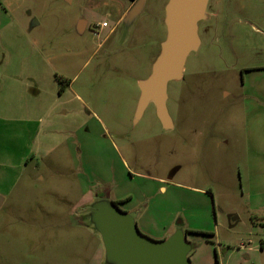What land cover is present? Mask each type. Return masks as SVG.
<instances>
[{"label": "rangeland", "instance_id": "374dc122", "mask_svg": "<svg viewBox=\"0 0 264 264\" xmlns=\"http://www.w3.org/2000/svg\"><path fill=\"white\" fill-rule=\"evenodd\" d=\"M141 1L130 19L131 0H0V67L23 82L8 127L33 138L7 168L0 264H106L90 213L103 200L155 241L183 231L192 264H264V34L200 21L168 84L176 130L153 103L136 123L170 0Z\"/></svg>", "mask_w": 264, "mask_h": 264}, {"label": "water", "instance_id": "95a60500", "mask_svg": "<svg viewBox=\"0 0 264 264\" xmlns=\"http://www.w3.org/2000/svg\"><path fill=\"white\" fill-rule=\"evenodd\" d=\"M210 0H170L166 6L167 38L155 61L151 76L141 82L136 123L153 103L165 130L174 128L169 114L168 84L183 77L186 61L200 47L198 24L206 20ZM142 1L130 11L134 19L142 10ZM93 224L101 234L106 264H192V251L186 234L177 230L169 238L155 241L139 232L135 215L122 211L107 200L96 202L90 211Z\"/></svg>", "mask_w": 264, "mask_h": 264}, {"label": "crops", "instance_id": "0c3cea01", "mask_svg": "<svg viewBox=\"0 0 264 264\" xmlns=\"http://www.w3.org/2000/svg\"><path fill=\"white\" fill-rule=\"evenodd\" d=\"M138 2L139 0L132 1V9ZM1 24H3V22L0 18V26ZM2 29L3 28H1L0 32L3 31ZM112 32L113 30H111V33ZM1 54L2 51L0 49V63H3ZM11 71L13 72V69ZM22 84V80L17 79V76L7 74L6 66L3 68L0 67V207L3 205L1 201L5 200L7 181L10 179L7 177V168H16L23 165L25 157H28L30 153V150H28L29 143L33 139L31 133H23L22 128H20V130L16 127H8V124H16L17 126V121L18 123H23L21 103L17 100L20 99V97L22 98ZM23 135H26L30 140L26 143V151H24L25 157L23 156ZM16 179L11 181L15 183L17 181ZM174 233L175 232L171 235ZM248 250L251 252L253 248L250 247ZM258 250L264 252V241L260 244L259 249L255 251L259 252ZM246 258L248 260L250 259L249 256H246Z\"/></svg>", "mask_w": 264, "mask_h": 264}, {"label": "flooded vegetation", "instance_id": "af4514ba", "mask_svg": "<svg viewBox=\"0 0 264 264\" xmlns=\"http://www.w3.org/2000/svg\"><path fill=\"white\" fill-rule=\"evenodd\" d=\"M212 19L224 24L230 36L236 34L238 26L249 34H264V0H210L207 8V21ZM238 35V34H237ZM262 69V68H260ZM257 69H243L246 72ZM174 124V122H173ZM172 131L176 130L175 124Z\"/></svg>", "mask_w": 264, "mask_h": 264}, {"label": "built area", "instance_id": "2783aa9c", "mask_svg": "<svg viewBox=\"0 0 264 264\" xmlns=\"http://www.w3.org/2000/svg\"><path fill=\"white\" fill-rule=\"evenodd\" d=\"M101 27L107 28L108 27V24L106 22H104V23L101 24Z\"/></svg>", "mask_w": 264, "mask_h": 264}, {"label": "trees", "instance_id": "16d2710c", "mask_svg": "<svg viewBox=\"0 0 264 264\" xmlns=\"http://www.w3.org/2000/svg\"><path fill=\"white\" fill-rule=\"evenodd\" d=\"M132 1H135V0H132ZM113 204L115 205V206H117V207H119V203H115V202H113ZM187 233H189V232H187Z\"/></svg>", "mask_w": 264, "mask_h": 264}]
</instances>
